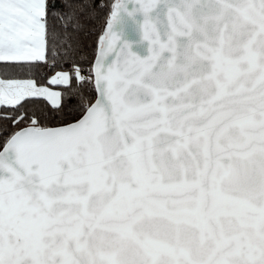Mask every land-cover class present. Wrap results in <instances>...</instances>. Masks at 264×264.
<instances>
[{
  "label": "snow or ice",
  "instance_id": "1",
  "mask_svg": "<svg viewBox=\"0 0 264 264\" xmlns=\"http://www.w3.org/2000/svg\"><path fill=\"white\" fill-rule=\"evenodd\" d=\"M0 264H264V0H0Z\"/></svg>",
  "mask_w": 264,
  "mask_h": 264
}]
</instances>
